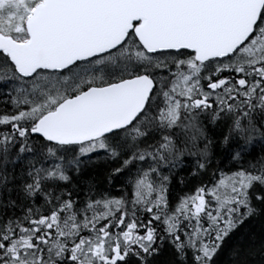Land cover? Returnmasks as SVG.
Wrapping results in <instances>:
<instances>
[{
    "label": "snow or ice",
    "instance_id": "1",
    "mask_svg": "<svg viewBox=\"0 0 264 264\" xmlns=\"http://www.w3.org/2000/svg\"><path fill=\"white\" fill-rule=\"evenodd\" d=\"M0 264H264V0H0Z\"/></svg>",
    "mask_w": 264,
    "mask_h": 264
}]
</instances>
